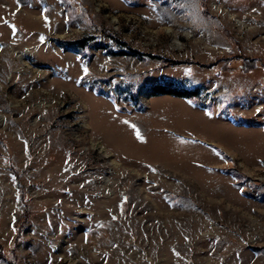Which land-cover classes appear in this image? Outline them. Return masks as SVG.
Segmentation results:
<instances>
[{
  "label": "rangeland",
  "instance_id": "1",
  "mask_svg": "<svg viewBox=\"0 0 264 264\" xmlns=\"http://www.w3.org/2000/svg\"><path fill=\"white\" fill-rule=\"evenodd\" d=\"M0 245V264H264V0H0Z\"/></svg>",
  "mask_w": 264,
  "mask_h": 264
},
{
  "label": "trees",
  "instance_id": "2",
  "mask_svg": "<svg viewBox=\"0 0 264 264\" xmlns=\"http://www.w3.org/2000/svg\"><path fill=\"white\" fill-rule=\"evenodd\" d=\"M109 37L113 41L120 43L123 47L127 46L126 43L118 40L116 38V36H114L113 34H109ZM92 41H93V38H85V39H81V40L77 41L76 44L81 48L82 53H83V51H85V49H87L89 47V45ZM60 46L63 49L66 47L65 43H63V42H60ZM130 50H131L132 55H135L137 58H139L141 60L146 59V57H156V56H151V55H148L145 53L138 52L137 50H132V49H130ZM121 53L125 54L126 52H121ZM159 59L164 60L165 62H168V60L165 59L164 57H159ZM244 59L247 60V58H244ZM245 60H243V65H244L245 69H255V67H257V63L255 60H253V59L248 60V61H245ZM176 63H178V62H176ZM130 92H131V96L133 97V99L136 100L138 98L139 93H140V89L138 88L137 90H130ZM150 92H151L152 96H159L162 94H167V95H172V96H176V97L186 98L188 100L197 99L199 96V88H193L190 90H177L175 88H168V87L163 86V85H156V86L152 87ZM236 177L240 182H243L246 179L241 174H236ZM1 250H2V247L0 245V251Z\"/></svg>",
  "mask_w": 264,
  "mask_h": 264
},
{
  "label": "snow or ice",
  "instance_id": "3",
  "mask_svg": "<svg viewBox=\"0 0 264 264\" xmlns=\"http://www.w3.org/2000/svg\"><path fill=\"white\" fill-rule=\"evenodd\" d=\"M41 39H43V38H41ZM85 71H87V70L85 69Z\"/></svg>",
  "mask_w": 264,
  "mask_h": 264
}]
</instances>
